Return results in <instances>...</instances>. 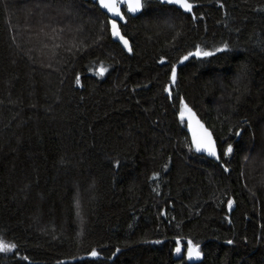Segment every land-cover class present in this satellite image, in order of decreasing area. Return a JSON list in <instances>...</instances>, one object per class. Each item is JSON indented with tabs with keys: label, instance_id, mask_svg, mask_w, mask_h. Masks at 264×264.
Wrapping results in <instances>:
<instances>
[{
	"label": "trees",
	"instance_id": "trees-1",
	"mask_svg": "<svg viewBox=\"0 0 264 264\" xmlns=\"http://www.w3.org/2000/svg\"><path fill=\"white\" fill-rule=\"evenodd\" d=\"M42 1L56 11L39 25L64 39L41 57L22 2L0 0V238L17 245L0 264H264V0H191L196 19L156 0L124 8L131 53L91 0ZM181 97L219 160L189 151Z\"/></svg>",
	"mask_w": 264,
	"mask_h": 264
},
{
	"label": "snow or ice",
	"instance_id": "snow-or-ice-1",
	"mask_svg": "<svg viewBox=\"0 0 264 264\" xmlns=\"http://www.w3.org/2000/svg\"><path fill=\"white\" fill-rule=\"evenodd\" d=\"M151 2L152 0H147V3H145L144 0H98V6L102 9H106L108 13H112L120 21L127 23V17L125 16V13L121 10L122 6L126 7L127 13L136 14L141 13L142 10H145L151 4ZM156 3L161 6H164L165 10L170 12L183 9L184 12L192 13L194 7V4L191 2V0H156ZM167 6L173 7L168 8ZM192 18L196 19L194 14ZM109 23L111 25V36L116 38L123 45V47L129 53H131L133 49L130 44V41L126 35L122 34L120 25L117 23V19H110ZM53 31H55V29H53ZM13 39L15 40V37H13ZM227 50H229V45L226 42L223 43L221 47L215 48L214 51L204 50L199 45H196L195 51L189 52L187 56L182 57L181 62L183 60H187L190 56L206 58L214 56L217 52L222 53ZM160 62L163 63L164 58H161ZM107 71L108 69L101 64L99 69L96 71V75L103 76ZM170 71L171 76L169 86L165 87L164 89L165 92L169 93V97H171V85L175 84L177 78L176 65H172ZM75 83L77 85H81V79L79 75L75 77ZM179 103V117L181 121H183L185 117H187L188 127L193 131V137L191 145L189 147V151H192L194 148L195 152H206L208 155L215 157L217 160H219L220 156L217 151L216 142L212 137V133L208 131V129H206L203 124L200 123V121L196 117V114L192 111L191 108L188 107L182 97L180 98ZM236 135H240V132H237ZM221 151L224 156H228L233 152V145L231 143H227L226 147L222 148ZM120 163L121 162L119 160L114 161V165L116 167H119ZM164 167L167 168V165H165ZM225 171H227L226 168ZM232 204L233 201L229 199L227 201V207L231 209ZM154 243L159 244L161 243V241L157 240L154 241ZM227 243L231 245L234 243V241L228 240ZM186 245L187 259L189 261L193 259L199 260L202 256V252L200 251V244L193 243V241L189 239L186 241ZM15 249H17V245L15 243L6 242L2 238H0V253L13 252ZM120 251V248H116L115 251L112 253V256H115ZM174 252L178 257L182 252V246L179 238L176 239V247L174 249ZM89 255L92 257H99L100 252H98L96 249H92ZM23 259L27 260L28 257L24 256Z\"/></svg>",
	"mask_w": 264,
	"mask_h": 264
},
{
	"label": "rangeland",
	"instance_id": "rangeland-1",
	"mask_svg": "<svg viewBox=\"0 0 264 264\" xmlns=\"http://www.w3.org/2000/svg\"><path fill=\"white\" fill-rule=\"evenodd\" d=\"M17 1V0H16ZM27 1V0H26ZM19 2H22V13L25 14H29L31 15V17H29L28 19V24L26 23H21V22H17L19 24V32L21 34H23L27 39L29 44H31L32 46L36 47V51L38 52V55H44V53H47L50 49V42L47 40V38H50L52 40V43L54 44L55 41H57L58 43L61 42V40L64 39V35H58V34H54L55 31H53L50 33L47 30H43V26L44 25H39V20H37V18L40 17V14L43 15H48L49 18L51 19V15L50 12L56 11L55 9H52L49 4H47L46 2L42 1V0H29L28 2H23V0H19ZM18 2V3H19ZM40 8H43V10L45 9V13L40 12ZM58 9V7H55ZM37 9H39L37 11ZM47 11V13H46ZM44 16V15H43ZM47 18V16H45ZM27 18V16H26ZM52 20V19H51ZM59 27H56L55 30L57 32V29ZM261 151V150H260ZM264 153V149L261 151ZM262 153V154H263ZM252 166H258L259 170L262 172V176L261 179L264 181V155H260L257 157L255 156L252 162ZM254 168V167H253ZM256 169V168H255ZM262 180H260L261 182H263Z\"/></svg>",
	"mask_w": 264,
	"mask_h": 264
},
{
	"label": "water",
	"instance_id": "water-1",
	"mask_svg": "<svg viewBox=\"0 0 264 264\" xmlns=\"http://www.w3.org/2000/svg\"><path fill=\"white\" fill-rule=\"evenodd\" d=\"M93 3H95V4H97L98 5V0H91ZM194 4V3H193ZM99 7V6H98ZM194 7H195V4H194ZM194 7H193V11H192V13H188V12H184V10L183 9H180L181 11H183L184 13H186V14H192L193 15V13H194ZM100 8V7H99ZM124 8H125V11H126V13H127V10H126V7H124V6H122V8H121V10L124 12ZM101 9V11L102 12H104L110 19H117V23L118 24H125V22H123V21H120L117 17H115L112 13H108L107 12V10L106 9H102V8H100ZM142 12H143V10H142ZM141 12V13H142ZM125 13V12H124ZM141 13H136V14H129V13H127V14H129V15H131L132 17H136V16H138V15H140ZM125 16H126V14H125ZM121 32H122V30H121ZM122 34H123V32H122ZM116 39V38H115ZM117 40V39H116ZM118 41V40H117ZM119 42V41H118ZM120 43V42H119ZM121 44V43H120ZM186 118V120L188 121V119H187V117H185ZM200 123L201 124H203L201 121H200ZM204 126V125H203ZM205 127V126H204ZM206 128V127H205ZM189 133H190V135H191V142H192V137H193V131H192V129H190L189 128ZM212 137H213V135H212ZM213 139H214V137H213ZM215 140V139H214ZM216 142V141H215ZM217 146V145H216ZM202 153H205V154H207L206 152H202ZM208 155V154H207ZM210 156V155H209ZM210 157H212V156H210ZM212 158H214V159H216L215 157H212ZM217 160V159H216ZM187 258V257H186ZM203 259V253H202V256H201V258L199 259V260H196V259H193V260H191V261H189L188 259V262H190V263H198V262H200L201 260Z\"/></svg>",
	"mask_w": 264,
	"mask_h": 264
}]
</instances>
